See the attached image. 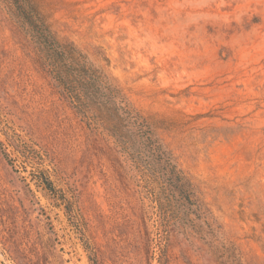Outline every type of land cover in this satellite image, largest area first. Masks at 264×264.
I'll use <instances>...</instances> for the list:
<instances>
[{"label":"rangeland","instance_id":"rangeland-1","mask_svg":"<svg viewBox=\"0 0 264 264\" xmlns=\"http://www.w3.org/2000/svg\"><path fill=\"white\" fill-rule=\"evenodd\" d=\"M150 122L208 210L161 227L153 184L90 132L0 0V264H264V0H34ZM205 229V227H204Z\"/></svg>","mask_w":264,"mask_h":264},{"label":"trees","instance_id":"trees-1","mask_svg":"<svg viewBox=\"0 0 264 264\" xmlns=\"http://www.w3.org/2000/svg\"><path fill=\"white\" fill-rule=\"evenodd\" d=\"M28 37L37 64L52 87L90 132L99 130L116 153L153 184L160 224L165 233L191 230L203 244L216 237L208 210L153 125L127 102L108 76L72 42L60 40L34 0H1ZM205 227V229H204ZM218 257L240 264L234 249L221 247Z\"/></svg>","mask_w":264,"mask_h":264}]
</instances>
